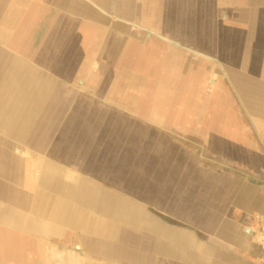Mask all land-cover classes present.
<instances>
[{
	"label": "crops",
	"instance_id": "1",
	"mask_svg": "<svg viewBox=\"0 0 264 264\" xmlns=\"http://www.w3.org/2000/svg\"><path fill=\"white\" fill-rule=\"evenodd\" d=\"M263 147L264 0H0V264H264Z\"/></svg>",
	"mask_w": 264,
	"mask_h": 264
},
{
	"label": "rangeland",
	"instance_id": "2",
	"mask_svg": "<svg viewBox=\"0 0 264 264\" xmlns=\"http://www.w3.org/2000/svg\"><path fill=\"white\" fill-rule=\"evenodd\" d=\"M209 84V83H208ZM211 85L209 84V87H210ZM237 103L239 102L238 101V99H234ZM236 103V104H237ZM216 148V147H215ZM263 149H264V147H263ZM200 150H201V153L203 152V149H202V147L200 148ZM233 150H237V152H238V147H233ZM233 153H235L234 151H233Z\"/></svg>",
	"mask_w": 264,
	"mask_h": 264
},
{
	"label": "bare ground",
	"instance_id": "3",
	"mask_svg": "<svg viewBox=\"0 0 264 264\" xmlns=\"http://www.w3.org/2000/svg\"><path fill=\"white\" fill-rule=\"evenodd\" d=\"M20 153V152H19Z\"/></svg>",
	"mask_w": 264,
	"mask_h": 264
}]
</instances>
